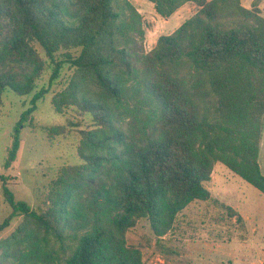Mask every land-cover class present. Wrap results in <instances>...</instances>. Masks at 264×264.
I'll return each mask as SVG.
<instances>
[{
    "label": "trees",
    "instance_id": "obj_1",
    "mask_svg": "<svg viewBox=\"0 0 264 264\" xmlns=\"http://www.w3.org/2000/svg\"><path fill=\"white\" fill-rule=\"evenodd\" d=\"M146 1L163 19L186 4L196 12L147 52L131 0H0V105L9 91L33 95L7 164L57 84L52 107L74 120L48 136L80 128V163L59 169L38 211L0 175L12 210L0 235L21 217L0 239V264H146L128 232L145 220L166 236L188 206L211 199L216 164L264 195L261 11L240 0Z\"/></svg>",
    "mask_w": 264,
    "mask_h": 264
},
{
    "label": "rangeland",
    "instance_id": "obj_2",
    "mask_svg": "<svg viewBox=\"0 0 264 264\" xmlns=\"http://www.w3.org/2000/svg\"><path fill=\"white\" fill-rule=\"evenodd\" d=\"M139 9L146 31L145 50H152L162 35L173 33L196 12L193 4L184 5L171 18L159 17L152 4L132 0ZM247 9L257 7L264 17V0H240ZM69 73L63 70V78ZM46 73L39 88L47 85ZM38 88V89H39ZM61 88L55 85L38 103L29 122L20 129L21 145L16 160L7 164L8 149L14 128L31 107L33 95L18 96L9 91L0 105V175L7 178V187L15 199L24 201L33 210L43 207L50 182L62 166L79 164L78 129L50 138L46 127L65 125L74 120L72 114L60 115L52 107V97ZM81 128H88L83 124ZM259 163L264 173V134ZM0 181V225L12 213ZM206 187L211 199L194 202L179 216L174 228L163 238H155L149 223L140 221L128 234V243L141 250L146 264H262L264 261V195L236 176L222 164H216ZM21 217L11 221L1 235L7 237L19 225ZM9 264V263H6Z\"/></svg>",
    "mask_w": 264,
    "mask_h": 264
},
{
    "label": "crops",
    "instance_id": "obj_3",
    "mask_svg": "<svg viewBox=\"0 0 264 264\" xmlns=\"http://www.w3.org/2000/svg\"><path fill=\"white\" fill-rule=\"evenodd\" d=\"M132 1V0H131ZM142 2H147V3H149L148 1H146V0H141ZM133 2V1H132ZM149 4H151V3H149ZM153 5V4H152ZM164 20H166V19H164ZM156 45V44H155Z\"/></svg>",
    "mask_w": 264,
    "mask_h": 264
}]
</instances>
